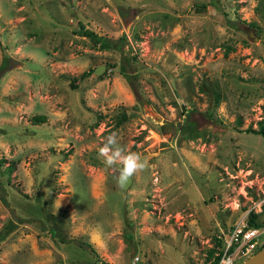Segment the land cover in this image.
I'll list each match as a JSON object with an SVG mask.
<instances>
[{
  "label": "rangeland",
  "instance_id": "374dc122",
  "mask_svg": "<svg viewBox=\"0 0 264 264\" xmlns=\"http://www.w3.org/2000/svg\"><path fill=\"white\" fill-rule=\"evenodd\" d=\"M1 63L0 264H207L264 222V0H0Z\"/></svg>",
  "mask_w": 264,
  "mask_h": 264
},
{
  "label": "built area",
  "instance_id": "2783aa9c",
  "mask_svg": "<svg viewBox=\"0 0 264 264\" xmlns=\"http://www.w3.org/2000/svg\"><path fill=\"white\" fill-rule=\"evenodd\" d=\"M249 211L235 221L227 232L221 233L219 236L221 245L208 260L209 264H240L256 251L260 238L264 236V222L262 221L259 227L249 226L247 222ZM137 260V257H133L131 264ZM90 264L110 263L97 259Z\"/></svg>",
  "mask_w": 264,
  "mask_h": 264
},
{
  "label": "clouds",
  "instance_id": "9594fccd",
  "mask_svg": "<svg viewBox=\"0 0 264 264\" xmlns=\"http://www.w3.org/2000/svg\"><path fill=\"white\" fill-rule=\"evenodd\" d=\"M103 151L108 153L107 162L109 166H112L117 162L122 164V168L118 173V179L123 181L125 185L128 184L133 175L139 171H143L147 167V160L143 159L141 154L124 153L115 133L106 138V144Z\"/></svg>",
  "mask_w": 264,
  "mask_h": 264
},
{
  "label": "trees",
  "instance_id": "16d2710c",
  "mask_svg": "<svg viewBox=\"0 0 264 264\" xmlns=\"http://www.w3.org/2000/svg\"><path fill=\"white\" fill-rule=\"evenodd\" d=\"M82 28H83V26H80V27H79V31H80L83 35L87 36V37L90 39V41H92L93 43H95L96 45H98V47H99L100 49H101V48H108V47H111V45H109V44L106 42V39H100L99 36L96 35L95 33H93L92 31L87 30V29L82 30ZM120 39H122V38H120ZM2 63H4V60H3ZM2 63H1V65H0V67H3ZM112 67H115V66L113 65ZM117 69H118V72H119L120 74H123L124 77H125L128 81L130 80L131 75L128 74V72L126 71V69H125V65H124V64H120V65L118 66ZM88 74H89V72L81 73L79 77H80V78H83L85 75H88ZM32 121H34V122H39V121H42V119H41V117H33ZM256 133H259V134H261L262 136H264V129H263V128H260L259 131H256ZM12 168H13L12 165H9V166L7 167L8 171H12V170H13ZM247 222H248V225H249V226H252V227H259V226H261V224H262V221H259V220L257 219V215L254 214V213L251 212V211L248 212ZM262 244H263V243H262ZM262 244H261V245H258L257 248H256V250H258V249L262 246ZM214 250H215L214 248H210V249H208V250H207V254H206V258L209 257V256H211V255H212V252H213ZM207 264H209V263H207Z\"/></svg>",
  "mask_w": 264,
  "mask_h": 264
},
{
  "label": "water",
  "instance_id": "95a60500",
  "mask_svg": "<svg viewBox=\"0 0 264 264\" xmlns=\"http://www.w3.org/2000/svg\"><path fill=\"white\" fill-rule=\"evenodd\" d=\"M104 70H105V65L101 64V65L96 66L91 71V73L93 75H100ZM117 183L122 188V190H126L130 181L128 182L127 185H125L123 181L118 179V176H117ZM240 264H264V243L258 250H256L253 254L248 256L246 259H244Z\"/></svg>",
  "mask_w": 264,
  "mask_h": 264
},
{
  "label": "flooded vegetation",
  "instance_id": "af4514ba",
  "mask_svg": "<svg viewBox=\"0 0 264 264\" xmlns=\"http://www.w3.org/2000/svg\"><path fill=\"white\" fill-rule=\"evenodd\" d=\"M263 241H264V236H262V237L260 238L259 243L257 244V246H258V245H261V244L263 243Z\"/></svg>",
  "mask_w": 264,
  "mask_h": 264
}]
</instances>
